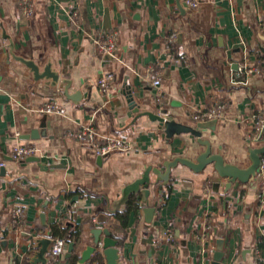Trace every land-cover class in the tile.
Here are the masks:
<instances>
[{
  "label": "crops",
  "instance_id": "crops-1",
  "mask_svg": "<svg viewBox=\"0 0 264 264\" xmlns=\"http://www.w3.org/2000/svg\"><path fill=\"white\" fill-rule=\"evenodd\" d=\"M32 2L26 17L23 0H0V264L27 258L31 264L37 241L53 226L79 237L70 258L67 243L61 257L47 255V264H72L73 257L79 264L100 223L118 241L121 264H264V171L228 187L213 166L195 173L179 163L168 181L151 174L147 201L136 194L118 206L123 190L148 167L162 165L167 176L170 162H195L207 149L191 134L166 137L165 127L148 116L134 123L130 92L141 112L194 128V115L224 105L202 140L226 163L250 167V150L264 147V126L256 125L264 119V0H201L195 11L184 0ZM110 32L120 39L114 58L95 43ZM21 58L40 71L50 65L57 86L35 79ZM151 69L162 75L160 90L150 83ZM106 73L115 75L108 93L98 85ZM50 103L57 112L43 114ZM90 126L100 149L123 141L131 151H112L100 162L95 149L74 138ZM34 131L38 138L30 137ZM20 145L37 148L31 157L37 160H15ZM133 199L138 208L129 204ZM18 206L25 214L15 224ZM147 207L156 209L151 224ZM94 258L85 264H99Z\"/></svg>",
  "mask_w": 264,
  "mask_h": 264
},
{
  "label": "water",
  "instance_id": "water-1",
  "mask_svg": "<svg viewBox=\"0 0 264 264\" xmlns=\"http://www.w3.org/2000/svg\"><path fill=\"white\" fill-rule=\"evenodd\" d=\"M19 61L23 62L33 71L35 79L41 80L48 78L52 80L54 87L57 86L59 76L58 74L52 71L50 65H48L43 71H40V68L33 61L22 58L19 59ZM128 95L129 103L131 104V109L136 114L134 123H136L137 119L143 116H148L151 121H158L162 126L165 127L166 137L171 138L174 135L191 134L197 137L200 140L199 142L201 143V145L205 146L207 149L204 153L199 155L195 162L184 158H177L174 161L170 162L167 165V176L162 175L160 172L162 165H159L157 169H153V167H148L140 179L128 185L123 190L122 198L119 201L118 206L129 202L131 197L136 194L142 195L144 200L147 201V199L151 195V174L155 173L159 176L158 178L160 180L164 179L168 181L172 168L176 167L179 163L188 167L195 173H201L206 170L209 166H213V169L215 170L219 178L229 180V183L227 185L228 187L237 181L241 183H248L250 181H254L258 177V175L261 174L260 167L262 165V160L264 157V147L252 148L250 150V159L252 164L246 169H241L235 165L226 163L225 159L221 155L213 154L210 142L202 140V130H206L208 128L213 129V125L214 123H216V120L206 123H199L197 128H194L189 125L178 123L173 119H166L150 112H141L140 108L134 102L132 93L130 92ZM164 114H167V111H165ZM30 137L34 139L38 138L39 133L37 131H34ZM103 158L104 157L102 156L100 157V162L103 161ZM36 160L37 159L35 158L28 159V161ZM144 211L146 215L147 224H151L156 214V209L147 207ZM92 235L93 245L89 246L82 253L79 264L87 263L92 259V256L96 254L102 255L106 260L107 264H121L120 250L118 249V241L114 239L111 230L109 228H106L105 225L102 223L96 224L95 229L92 230ZM53 237L54 235L51 232L48 237L41 238L37 241V252L33 255L31 259V264H47V255L50 253V247L52 245ZM219 244L222 245L223 241L219 242ZM75 247L76 243L71 242L69 245V258L72 256ZM222 257L223 253L219 251L216 253L215 260L219 262Z\"/></svg>",
  "mask_w": 264,
  "mask_h": 264
},
{
  "label": "built area",
  "instance_id": "built-area-1",
  "mask_svg": "<svg viewBox=\"0 0 264 264\" xmlns=\"http://www.w3.org/2000/svg\"><path fill=\"white\" fill-rule=\"evenodd\" d=\"M184 3L188 7L189 10L195 11L199 8L201 4V0H184ZM24 4V15L26 17H30L34 11V3L32 0H23ZM73 20L77 21L79 18V14L77 12H74L72 14ZM261 30L264 32V22L261 25ZM171 39L173 41H176V35H172ZM96 45L100 49V51L106 55H109L111 57H115L118 48H119V34L117 32H110L108 34H101L98 39L95 40ZM186 58L184 55H182L179 58L180 61H184ZM240 73L244 74V70L241 68L239 70ZM254 70L250 69L247 74L252 75L254 74ZM148 78L150 80V83L153 87L160 90L163 79L162 75L157 72L154 69H151L149 71ZM115 80L114 73H106L104 74L100 80L98 81V85L100 89L108 93L110 92L112 88V84ZM225 106L224 105H217L209 109L208 111L196 114L193 116V120L197 123H205L210 122L213 120H216L220 118L223 114ZM57 112V105L56 103H50L43 107L42 113L43 114H53ZM257 129L260 131L264 126V119H257ZM98 132L94 129V127H84L78 130L74 134V138L77 139L80 143L87 145L97 151V154L107 155L111 153L112 151L119 150L121 152H129L131 151L132 147L127 142L123 141H110L109 145L103 149H100L98 146ZM39 150L35 147L28 146V145H20L13 149L12 157L17 161H26L27 159L34 157L38 154ZM1 166H5L4 163L1 164ZM261 173L264 171V159L262 160V165L260 167ZM261 207H264V192L259 195ZM25 209L21 206L15 207L13 210V223L18 224L20 223V219L24 216ZM172 235L167 234V240H171ZM67 247V242L60 238H52V245L50 247V253L54 257H61V255L65 252V249Z\"/></svg>",
  "mask_w": 264,
  "mask_h": 264
},
{
  "label": "trees",
  "instance_id": "trees-1",
  "mask_svg": "<svg viewBox=\"0 0 264 264\" xmlns=\"http://www.w3.org/2000/svg\"><path fill=\"white\" fill-rule=\"evenodd\" d=\"M129 204L130 205H134V207L136 206L137 208L139 207L138 200L135 201L133 199ZM52 233H53L55 238L63 239L67 243L76 242V240L79 237V232L78 231H73V232L69 233L66 228L61 229L58 226H53L52 227ZM94 259H95V262H97L99 264H103L104 257L102 255L96 254ZM29 260H30L29 258L25 259L24 264H29ZM78 261H79V259H78ZM72 264H77V258H75V257L72 258Z\"/></svg>",
  "mask_w": 264,
  "mask_h": 264
}]
</instances>
